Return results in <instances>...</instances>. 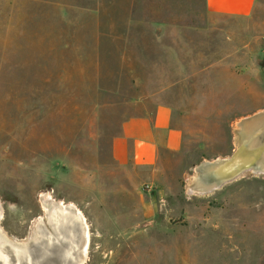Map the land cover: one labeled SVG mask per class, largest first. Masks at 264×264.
Instances as JSON below:
<instances>
[{"label": "rangeland", "instance_id": "1", "mask_svg": "<svg viewBox=\"0 0 264 264\" xmlns=\"http://www.w3.org/2000/svg\"><path fill=\"white\" fill-rule=\"evenodd\" d=\"M190 2L0 0L8 256L5 242L37 230L33 253L55 264V248L71 263L86 245L82 264H264V174L190 192L195 167L229 156L242 121L264 110V0L248 19L206 16ZM158 104L174 108L185 142L163 158L150 192L137 169L113 160L112 141Z\"/></svg>", "mask_w": 264, "mask_h": 264}, {"label": "crops", "instance_id": "2", "mask_svg": "<svg viewBox=\"0 0 264 264\" xmlns=\"http://www.w3.org/2000/svg\"><path fill=\"white\" fill-rule=\"evenodd\" d=\"M190 0H188L189 2ZM260 0H191V8L200 7L206 16L248 19L258 8ZM184 131L177 121L175 110L158 104L145 113L131 116L123 122L121 132L112 141V157L120 166L137 169L142 183L150 192L159 182V164L167 154H177L184 147ZM155 195V194H153ZM152 196L145 195L143 213L154 214Z\"/></svg>", "mask_w": 264, "mask_h": 264}, {"label": "water", "instance_id": "3", "mask_svg": "<svg viewBox=\"0 0 264 264\" xmlns=\"http://www.w3.org/2000/svg\"><path fill=\"white\" fill-rule=\"evenodd\" d=\"M242 122V126L244 127L236 134L237 146L229 156L205 160L195 167L194 174L190 178L191 193L207 195L247 174H264V141H260L264 131V110L245 118ZM74 226L76 233L80 234V232H85L86 230L85 224L81 218H77L76 225ZM36 240L37 230L28 235L26 240L19 242L13 240L10 242L11 244H6L8 247L7 252H11L9 254L10 258L17 261L20 255L14 251L13 247L24 246L26 252L31 255L30 264H55V262L44 255L40 258L36 257L33 253L36 247ZM55 253L57 254L56 259L59 260L61 264H82V257L84 258L85 256L83 247L80 248V254L76 256V262L73 261L69 263L67 250L59 249L56 250ZM24 257H26V255H24ZM0 264L5 263L0 261ZM20 264H27V262L25 259L24 261L20 260Z\"/></svg>", "mask_w": 264, "mask_h": 264}, {"label": "bare ground", "instance_id": "4", "mask_svg": "<svg viewBox=\"0 0 264 264\" xmlns=\"http://www.w3.org/2000/svg\"><path fill=\"white\" fill-rule=\"evenodd\" d=\"M48 196V195H47ZM46 198V197H45ZM49 198V197H48ZM44 200H46V199H44ZM51 200V199H50ZM58 204H61V202L60 203H58ZM60 206H62V205H60ZM65 206V205H64ZM68 206V205H67ZM1 207V206H0ZM57 212H58V210H55V211H53V215L55 216V215H57ZM1 213L2 212H0V220H1ZM65 214H66V212H65ZM73 214H74V221H72V218L73 217H71V221L74 223V225H76V222H77V218H81V220H83V222L85 221L84 220V218H83V216L80 214V212L78 211V210H75L74 212H73ZM84 224H85V222H84ZM75 227V226H74ZM85 227H86V225H85ZM1 229V228H0ZM88 228L86 227V230H87ZM85 230V231H86ZM79 234V233H78ZM81 234V233H80ZM86 234V233H85ZM88 234V233H87ZM78 236V235H77ZM87 236V235H86ZM88 237V236H87ZM76 238H78V237H76ZM0 240H2L1 239V235H0ZM5 242V241H4ZM6 244H11L10 242H5V245ZM42 244V243H41ZM37 246V245H36ZM13 247V246H12ZM37 247H39V246H37ZM36 247V248H37ZM59 247V246H58ZM61 247V246H60ZM23 248V247H22ZM42 248V247H41ZM63 249V248H62ZM15 250L18 252V255H23V258L24 259H29L30 260V258H31V255H30V253H28L27 255H28V257H27V255H26V257H24V254H23V252H22V250H21V247H17V248H15ZM24 250V249H23ZM42 250V249H41ZM25 252V251H24ZM84 254L86 255L87 254V245L86 246H84ZM23 259V260H24ZM0 261H3L5 264H11L10 263V261H11V259H10V256H8V254H6L3 250H1L0 249ZM30 262V261H29ZM17 264V263H16Z\"/></svg>", "mask_w": 264, "mask_h": 264}, {"label": "flooded vegetation", "instance_id": "5", "mask_svg": "<svg viewBox=\"0 0 264 264\" xmlns=\"http://www.w3.org/2000/svg\"><path fill=\"white\" fill-rule=\"evenodd\" d=\"M58 249V248H57ZM56 248L54 249V250H57ZM53 254H54V259H56V256H57V254L55 253V251H53ZM45 257H48V256H45ZM49 258V257H48ZM50 259V258H49ZM51 261H52V259H50Z\"/></svg>", "mask_w": 264, "mask_h": 264}]
</instances>
